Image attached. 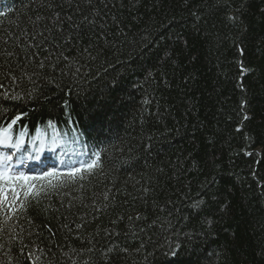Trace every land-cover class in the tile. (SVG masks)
<instances>
[{
  "label": "trees",
  "instance_id": "obj_1",
  "mask_svg": "<svg viewBox=\"0 0 264 264\" xmlns=\"http://www.w3.org/2000/svg\"><path fill=\"white\" fill-rule=\"evenodd\" d=\"M107 3V8L103 2L99 7L104 10L105 32L113 45L108 59L132 68L124 72L118 66L123 76L113 87L106 109L108 118L101 120L90 111L96 102L91 92L103 88V84L93 82L89 89L81 81L73 84L71 91L63 84L41 85L38 98L32 99L10 100L0 93V126L24 114L14 126L13 135L25 131L24 139L29 142L39 129L50 149L54 146L53 127L48 122L52 121L62 137L57 145L62 143L66 148L69 143L72 147L86 144L102 152L107 175L98 173L86 182L85 195L111 189L110 196H115L113 203L117 207L86 225V233L94 232L97 225L109 226V221L121 213L125 219L139 213L151 220L154 206L169 199V207L186 216L189 201L184 194L196 197L199 193L211 201L214 193L216 201L208 209L213 219L210 234L200 232L199 218L186 229L190 232L195 228L199 233L196 254H191L190 246L175 257L157 249L152 264H196L197 258L199 264H264V0H231L230 9L208 17L209 22L202 21L199 27L194 25L190 12L197 6L203 12L206 0H190L187 7L185 0ZM242 5L241 27L239 22H229L225 17ZM37 11L47 13L39 4L30 6V0H15L13 6L0 11L7 13L0 17V28L9 35L31 28L28 18L34 19ZM178 35L180 43L176 42ZM164 47L172 53L167 63L158 59ZM142 50L146 56L139 55ZM140 64L154 78L146 80V73L136 68ZM96 67L99 65L93 71ZM5 84L11 91L10 82ZM109 86L112 87L110 79ZM145 99H151V105H143ZM145 108L153 114L159 111L161 118L148 116L141 128L142 113L147 116ZM149 136L151 151L147 158H141L135 167H122L118 161L132 154H117L113 145H126L131 138L139 142V148L141 143H149ZM209 138L213 143L208 142ZM150 179L155 190L145 198L141 188ZM61 199L68 203L67 197L54 196L45 205L59 207ZM221 205H227L228 210L221 212ZM88 211L91 209H80ZM61 212L68 221L75 219L65 209ZM31 215L44 237L41 247L49 243L44 225L56 232L53 243L63 242L59 228L66 221L60 218V212Z\"/></svg>",
  "mask_w": 264,
  "mask_h": 264
},
{
  "label": "snow or ice",
  "instance_id": "obj_2",
  "mask_svg": "<svg viewBox=\"0 0 264 264\" xmlns=\"http://www.w3.org/2000/svg\"><path fill=\"white\" fill-rule=\"evenodd\" d=\"M102 2L104 8H107V0H60L59 3L56 0H30V6L39 4V8L47 9V13L37 11L34 19L28 18L31 28L19 29L10 35L0 28V93L10 100L32 99L38 98L42 91L41 85L60 87L63 84L71 91L73 84L78 85L81 81L89 89L93 82L96 85L103 84V88L98 87L91 92L96 102L90 111L101 120L107 119L106 109L111 102L113 87L119 84L123 76L118 71V66L124 72L132 71V68L127 63L119 60L113 63L108 59L113 45L105 32L107 21L102 19L105 13L99 7ZM189 2L190 0H185V7ZM231 7V0H206L203 12L197 6L190 15L194 19V25L199 27L202 21L205 24L209 22L208 17H214L217 12ZM243 7L234 9L225 18L232 23L239 22L242 27L239 18ZM6 15L7 13L0 12V17ZM181 40L178 35L176 42L180 43ZM183 42L187 43L186 40ZM261 44H264V40ZM139 55L146 56V52L142 50ZM171 57V51L164 47L158 59L167 63ZM97 64L99 67L93 71ZM136 68L146 73V80L154 78L153 73L144 68L143 64L136 65ZM109 79L112 87L109 86ZM5 81L10 82L11 91ZM29 86L31 90H28ZM151 103V99L143 101L145 106ZM243 106L242 104L241 107ZM143 111L147 112V116L142 113L141 128L148 116L161 118L159 111L155 114L146 108ZM23 115L17 114L0 126V148L9 150L0 152V264H152L154 250H163L165 255L175 257L186 246L191 247V254H196L199 233L195 228L190 232L186 229L193 219L199 218L200 232L204 236L210 234L213 219L208 209L209 204L216 201L214 193L211 201L199 193L196 197L184 194L183 198L189 201V213L186 216L178 215V210L169 207V199L154 206L151 220L139 213L125 219L121 213L109 221V226L97 225L94 232L86 233V225L99 220L102 215L117 207L113 203L115 196H110L111 189L85 195L86 182H90L98 173L107 175L104 172L102 152L88 149L77 153L78 156H87V159L71 162L69 158L62 169L51 167L36 174L20 171L16 165H22L26 160H39L38 154L45 147L40 130L37 129V136L33 138L34 144L39 142V146L35 148L36 154L16 156L26 143L25 131H21L18 136L13 135L14 126ZM244 119L247 120L248 116L245 115ZM48 124L53 127L52 143L55 145L62 137L55 131L52 121ZM151 139L152 137H147L149 143H141L139 148L136 146L139 142L131 138L126 145L123 142L118 146L113 145L117 154H132L126 160L118 161L121 166L135 167L141 158L146 159L147 153L151 151ZM76 142L78 139L73 141ZM208 142L213 143V139L209 138ZM137 152L142 153V156H137ZM246 154L253 155L248 152ZM156 183H159L158 179ZM154 190L151 179L141 188L145 198L148 192ZM74 192L81 195L74 196ZM54 196L67 197L68 203L65 204L61 199L59 207L45 205V201H51ZM89 208L91 211L80 212V209ZM61 209L74 215L75 219L68 221V216ZM72 209H76V213ZM49 210L60 212V218L66 221L59 228L63 233V242L53 243L56 232L44 225L48 231L49 243L41 247L44 237L31 214L35 212L47 215ZM219 210L226 212L228 206L221 205ZM121 225L124 227L121 228ZM68 241L72 243H67ZM196 264H199V258Z\"/></svg>",
  "mask_w": 264,
  "mask_h": 264
}]
</instances>
